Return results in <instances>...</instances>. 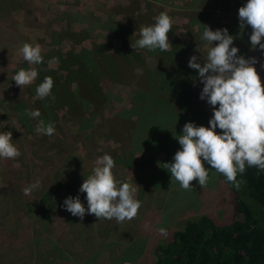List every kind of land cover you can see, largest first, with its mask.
Instances as JSON below:
<instances>
[{"label": "trees", "instance_id": "obj_1", "mask_svg": "<svg viewBox=\"0 0 264 264\" xmlns=\"http://www.w3.org/2000/svg\"><path fill=\"white\" fill-rule=\"evenodd\" d=\"M217 3L223 13H238L239 7L245 4L243 0H217ZM117 11L125 13L128 18L125 27L119 23L114 25L112 21L102 22L90 14L82 17L73 15L76 19L90 17L88 23L95 20L100 30L110 28L122 36L121 43L110 53L94 43L85 51L75 52L70 48L62 57L56 56L64 70L61 75L49 67L46 60L50 59L51 54L45 53L46 55H42L44 62L34 65L38 70L34 86L42 83L45 76H50L54 81L51 95L29 101L32 109H28L26 102L19 96H6L2 101L0 99V113L3 116L10 115L22 128L27 129L30 116L25 114V110L38 109L41 113L40 117L35 118L38 122L44 120L45 123H54L57 120L54 107L66 106L61 120L70 135L78 134L84 143H88L93 140L92 131L106 126L115 133L120 144L133 148L129 151L130 154L142 150L144 156L149 151L170 153L175 148H180L174 141V136L181 133L186 122L208 127L212 108L206 100L199 99L203 85L196 70L187 66L190 58L188 50L199 45V31L197 35L187 36L180 41L171 29L168 40L172 47L169 50L140 49L134 47L139 39V30L141 26L154 23L153 17L157 14H151L147 6L145 12H140L137 0L129 1ZM203 11L202 8L200 13L194 14L201 15L204 14ZM195 15L188 16L197 23ZM231 24L219 27L226 28L228 34L234 37L232 46L239 49L238 55L247 58L244 40L251 35V28L245 26L241 30L238 19ZM82 34V31L75 32L72 37ZM206 55L207 49L198 56L201 62ZM253 56L260 61L258 65L264 63L260 52L256 51ZM146 59L152 60L151 67L145 64ZM134 69L140 72L134 73ZM97 81L129 85V101L133 111L115 115L113 123L106 120L93 125L91 119L101 104L108 97H113L108 92H102ZM87 107H90L89 111ZM38 142L37 147L45 146L46 156L53 160L58 178L51 180L49 187L36 200V203L42 205L43 213L36 215L37 218L24 217L18 228L26 239L19 254L28 258L27 263L21 264H67L70 256L81 261L83 253L75 249V235L70 231L74 216L64 210L62 204L68 196L75 197L73 193H79L86 174L81 173L78 184L61 180L60 176L73 157L65 153L62 143L47 139H40ZM37 147L34 148L32 144L27 146L26 152L30 158H42ZM116 148L107 151L115 163L118 159H126L127 164H134L133 154L128 156L129 152L125 153L122 146L120 149ZM145 165L150 163H142L141 168L136 167L137 183L143 184L148 181L146 179H150L151 171L145 170ZM213 176L218 199L216 205L212 206L220 207L224 216L218 218L220 212L200 213L184 220L180 227L171 229L166 235L161 234L163 243L154 246L152 264H264V171L246 165L245 172L238 173L236 177L239 187L227 182L215 170ZM27 182L24 179V183ZM211 185L213 188V184ZM32 207L33 203H30V208ZM58 207L59 211L55 212ZM2 220L7 226L3 227L1 233L7 235L11 232L12 225L0 213V222ZM50 220L56 223L53 232ZM129 229H126L127 233L133 231ZM49 236L51 241L47 240ZM116 237L122 239L124 235L116 233ZM79 253H82L80 257Z\"/></svg>", "mask_w": 264, "mask_h": 264}, {"label": "rangeland", "instance_id": "obj_2", "mask_svg": "<svg viewBox=\"0 0 264 264\" xmlns=\"http://www.w3.org/2000/svg\"><path fill=\"white\" fill-rule=\"evenodd\" d=\"M129 1L131 0H0L1 101L6 96L16 95L22 98L26 102V107L30 109L33 106L29 101L40 99L36 95L34 82L20 88L12 79L20 67L26 69L35 67L24 61L22 55L19 54V47L23 42L33 46L39 44L41 55L50 53L52 58L57 55L62 57L63 53L70 48L75 52L85 51L91 47V43L110 53L114 47L121 43L122 36L110 28L100 30L96 26L95 20L88 23L90 17L76 19L73 18V15L82 17L90 14L102 22L112 21L114 25L119 23L125 27L128 18L125 17V13L123 14L117 9L124 8ZM137 1L140 12H145V6L148 7L151 14L158 15L160 12H167L173 21L172 33L180 41L187 36L197 35V31H199L200 38L197 39L199 45L188 50L190 57L193 55L198 57L208 47L206 42L201 39L203 29L198 27L199 24L208 25L210 30L215 31L221 29L220 25H232L231 23L238 19V13L221 12L217 0ZM243 1L247 2V0ZM202 8L204 14H194L200 13ZM186 13L190 16L195 15L197 23L193 22ZM80 31L83 32L81 36L72 37L75 32ZM249 37L250 35L244 40L247 58L254 57L256 51L260 52L258 47L257 49L252 48ZM51 57L50 59L46 57V61L49 62ZM144 62L148 65L147 67L152 66L151 59H146ZM258 64L254 67L260 76L262 86H264V68ZM48 65L59 75L63 74L64 70L61 64ZM133 71L134 73L140 72L137 69ZM97 85L102 92H108L113 97H108L101 104L96 115L91 119L93 125L106 120L113 123L115 115L133 111L129 101V85L111 81L105 83L97 81ZM87 110L89 111L90 107H87ZM65 112L66 106L56 105L54 107L57 120L53 123L55 134L52 136L38 134L35 131L39 123L35 118L30 117L27 129H25L10 115L3 116L0 113V133L11 132L13 144L20 152V156L16 159L0 158V213L12 225L11 232L3 235L1 231L7 224L3 220L0 222V264L27 263L28 258L19 254V251L24 248L26 239L24 233L20 232L18 228L22 225L24 217L35 216L37 218L36 215L43 213L42 205L36 203V200L42 195L41 192L49 187L51 180L58 178L53 160L46 156L45 146L37 147L40 139L62 143L65 153L73 157L60 176L61 180L71 184H78L81 173L86 174V179L95 166V160L107 154V151L116 147L120 149L121 146L126 150L125 153L133 150L131 147L120 144L115 138V133L106 126L92 131L93 140L84 143L81 136L70 135L64 127L61 118ZM216 131L218 134L220 133L219 129ZM180 134L174 136L176 143H178L176 138ZM31 144L40 150L39 155L42 158L35 159L28 156L27 146ZM177 150L179 148H175L170 153L149 151L147 156H144L142 150L133 151V156L130 151L127 155L132 156L134 164H127L126 159H118L119 161L115 163L112 170L115 178L138 186L134 196L141 202L138 215L130 221L123 222H117L114 218L97 220L94 215H88L87 212L83 221L74 217L70 231H73L75 235V249H79L83 253H79L78 257L82 254L83 259L79 261L70 256L67 264H152L154 246L163 243V238L158 231L160 228H164L168 232L173 228L180 227L184 220L200 213L220 212V207L212 206L217 203L218 190L212 180L214 169L210 165L204 163L205 168L209 170L206 186L201 187L198 185V181L194 180L190 182L192 189L189 190L182 189L179 182L174 178L171 179L170 172L163 168V163L172 162ZM146 161L150 163V165L144 166L145 170L151 171L150 179H146L148 181L143 184L137 183L138 180L135 179L136 167L141 168V164L147 163ZM24 179H27L28 182L24 183ZM37 180L40 182V187L34 189L30 195H25L23 189ZM211 184H213V188ZM73 194H75L74 196L79 195L81 202L87 208L85 194ZM30 203H33L32 208H30ZM58 211L59 207L55 212ZM223 214L220 212L218 218H222ZM55 225V221L50 220L52 232ZM123 227L124 229H120ZM128 227L133 231L127 233ZM116 233L119 236L124 235V237L118 239ZM50 236L53 235L50 234ZM50 236L47 240L51 241Z\"/></svg>", "mask_w": 264, "mask_h": 264}, {"label": "clouds", "instance_id": "obj_3", "mask_svg": "<svg viewBox=\"0 0 264 264\" xmlns=\"http://www.w3.org/2000/svg\"><path fill=\"white\" fill-rule=\"evenodd\" d=\"M153 20L154 23L141 26L134 47L167 51L172 47L168 40L172 18L167 12H160ZM238 20L241 30L250 26V44L253 49L258 47L264 59V0H247L238 9ZM199 26L203 29L201 39L208 46L207 55L203 62L200 57L191 56L187 66L198 73L203 85L199 99L206 100L211 106V118L208 127L186 122L176 138L179 150L175 152L172 162L162 165L170 172L171 179L179 182L184 190L192 189L190 182L194 180L198 181L199 186H206L209 170L205 168V162L223 175L227 182L239 187L236 177L238 173L245 172L246 165L264 171V86L254 67L260 61L255 57L238 55L239 49L232 46L234 37L228 34L226 28L213 31L208 25ZM19 54L30 65L44 62L39 44L33 46L23 42ZM48 63L58 64L59 60L53 57ZM261 67L264 68V63H261ZM37 77L38 70L35 67H20L12 79L21 88L31 85ZM53 85V79L45 76L36 87V95L40 99L49 97ZM25 114L32 118L41 116L38 109L25 110ZM217 129L220 130L219 134ZM35 131L52 136L55 126L40 120ZM19 156L20 152L12 141V133H0V158L16 159ZM114 167L115 161L110 155L98 157L91 174L83 179L78 190L85 194L87 208L77 195L63 200L64 210L81 221L86 212L97 220L114 218L117 222H123L134 219L141 207V202L134 198L138 186L117 180L112 171ZM39 187L40 182L37 180L25 187L23 192L30 195ZM158 231L162 235L167 234L164 228Z\"/></svg>", "mask_w": 264, "mask_h": 264}]
</instances>
